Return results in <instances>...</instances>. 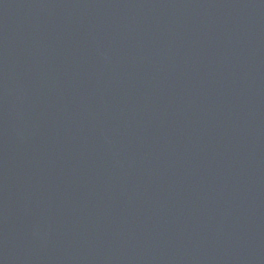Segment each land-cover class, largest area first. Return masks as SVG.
Segmentation results:
<instances>
[{"label": "water", "instance_id": "water-1", "mask_svg": "<svg viewBox=\"0 0 264 264\" xmlns=\"http://www.w3.org/2000/svg\"><path fill=\"white\" fill-rule=\"evenodd\" d=\"M0 264H264V0H0Z\"/></svg>", "mask_w": 264, "mask_h": 264}]
</instances>
